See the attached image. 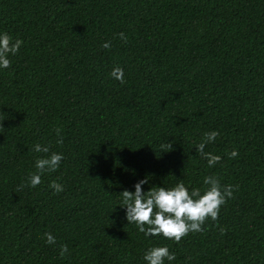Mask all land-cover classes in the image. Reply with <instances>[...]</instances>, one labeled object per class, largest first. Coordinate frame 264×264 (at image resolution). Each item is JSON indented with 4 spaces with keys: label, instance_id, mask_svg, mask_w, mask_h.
<instances>
[{
    "label": "trees",
    "instance_id": "1",
    "mask_svg": "<svg viewBox=\"0 0 264 264\" xmlns=\"http://www.w3.org/2000/svg\"><path fill=\"white\" fill-rule=\"evenodd\" d=\"M0 31L24 41L0 70V264H146L155 246L171 264H264V0H0ZM51 152L60 167L28 186ZM207 176L233 196L203 232L127 221L137 181L203 192Z\"/></svg>",
    "mask_w": 264,
    "mask_h": 264
},
{
    "label": "clouds",
    "instance_id": "2",
    "mask_svg": "<svg viewBox=\"0 0 264 264\" xmlns=\"http://www.w3.org/2000/svg\"><path fill=\"white\" fill-rule=\"evenodd\" d=\"M123 37V33H121ZM24 41L14 38L7 32L0 31V70L8 69L12 60L21 49ZM110 43H104L105 49L110 48ZM111 75L124 83V70L114 68ZM219 135L217 131L205 134V140L197 145L196 151L203 156L209 167L218 164L222 157L211 152H205L208 143L215 142ZM57 136L60 132L57 130ZM58 144L63 143V138L57 140ZM171 145V144H170ZM33 150L36 153L50 152L49 147L37 143ZM238 152L233 150L230 158L238 156ZM64 159L63 153L51 152L50 155L40 157L35 162L37 169L28 178V186L36 187L42 183V175L45 172L56 171ZM147 179H141L134 184V192L125 190L121 194L123 207L126 209V219L129 223H135L140 232L146 237L162 236V238L180 241L190 232L197 233L204 231L206 220H217L221 207L233 196V187L224 186L221 181L214 176L204 178V184L208 187L202 192L199 188L189 189L182 181L172 188L152 187L145 192L144 185ZM49 187L54 192H62L63 185L53 181ZM47 243L55 244V237L51 233H46ZM69 249L66 245L61 246L60 254L63 256ZM146 264H169L175 261V253L171 252L167 246H155L146 250L143 256Z\"/></svg>",
    "mask_w": 264,
    "mask_h": 264
}]
</instances>
